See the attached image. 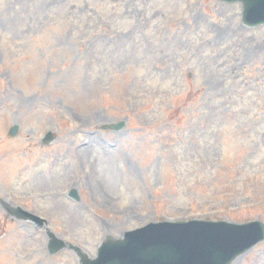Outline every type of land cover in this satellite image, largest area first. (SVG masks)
<instances>
[{
	"label": "rangeland",
	"instance_id": "obj_1",
	"mask_svg": "<svg viewBox=\"0 0 264 264\" xmlns=\"http://www.w3.org/2000/svg\"><path fill=\"white\" fill-rule=\"evenodd\" d=\"M242 14L0 0V264H80L153 222L264 223V26ZM233 264H264V242Z\"/></svg>",
	"mask_w": 264,
	"mask_h": 264
},
{
	"label": "water",
	"instance_id": "obj_2",
	"mask_svg": "<svg viewBox=\"0 0 264 264\" xmlns=\"http://www.w3.org/2000/svg\"><path fill=\"white\" fill-rule=\"evenodd\" d=\"M243 5V22L255 27L264 24V0H219ZM124 123L107 129L121 130ZM18 133L14 127L10 134ZM54 136L44 140L49 144ZM76 200L79 197L73 193ZM17 217L31 218L17 212ZM32 219V218H31ZM53 238L51 254L66 248V244ZM264 241V224L244 225L226 222L191 221L152 223L143 229L128 232L121 239L108 238L99 249L98 257L90 260L82 256V264H231L239 256Z\"/></svg>",
	"mask_w": 264,
	"mask_h": 264
}]
</instances>
